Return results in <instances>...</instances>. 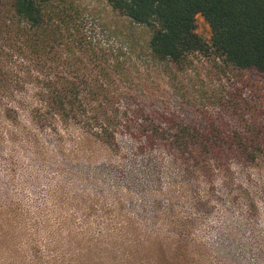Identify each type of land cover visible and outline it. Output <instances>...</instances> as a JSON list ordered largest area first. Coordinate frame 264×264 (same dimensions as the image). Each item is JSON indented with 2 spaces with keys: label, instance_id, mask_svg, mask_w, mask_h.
Here are the masks:
<instances>
[{
  "label": "rangeland",
  "instance_id": "374dc122",
  "mask_svg": "<svg viewBox=\"0 0 264 264\" xmlns=\"http://www.w3.org/2000/svg\"><path fill=\"white\" fill-rule=\"evenodd\" d=\"M65 1L74 7L71 31L79 26L125 62L131 91L122 103L135 121L169 133L240 128L228 92L243 85L222 58L198 52L182 68L159 62L149 29L106 0ZM197 31L210 39L203 16ZM118 142L109 151L75 126L27 132L0 117V264H264V170L233 161L232 173L218 169L205 182L161 141L153 148L124 129Z\"/></svg>",
  "mask_w": 264,
  "mask_h": 264
},
{
  "label": "trees",
  "instance_id": "16d2710c",
  "mask_svg": "<svg viewBox=\"0 0 264 264\" xmlns=\"http://www.w3.org/2000/svg\"><path fill=\"white\" fill-rule=\"evenodd\" d=\"M106 1L149 29L155 60L182 68L191 54L214 53L232 67L243 87L228 92V106L240 128L185 125L169 133L135 121L122 103L131 91L125 62L96 46L79 26L71 31L74 7L65 0H0V117L27 132L75 126L85 141L109 151L118 149L125 129L150 147L161 141L175 163H184L191 174L203 173L205 182L218 169L232 173L233 161L263 171L264 89L253 90L252 84L264 83V0ZM198 16L210 26L209 40L197 31ZM250 89L254 95H247ZM257 211L253 200L250 214L255 217Z\"/></svg>",
  "mask_w": 264,
  "mask_h": 264
}]
</instances>
